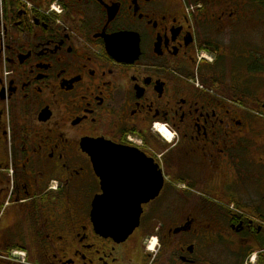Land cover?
Instances as JSON below:
<instances>
[{"label": "flooded vegetation", "instance_id": "flooded-vegetation-1", "mask_svg": "<svg viewBox=\"0 0 264 264\" xmlns=\"http://www.w3.org/2000/svg\"><path fill=\"white\" fill-rule=\"evenodd\" d=\"M259 4L0 0V252L29 264H264ZM93 142L131 149L162 180L151 194L132 176L143 202L124 215L140 212L123 241L93 220L105 195Z\"/></svg>", "mask_w": 264, "mask_h": 264}, {"label": "water", "instance_id": "water-1", "mask_svg": "<svg viewBox=\"0 0 264 264\" xmlns=\"http://www.w3.org/2000/svg\"><path fill=\"white\" fill-rule=\"evenodd\" d=\"M84 147L92 158L96 175L105 192L103 197L102 195L97 196L93 202L92 216L97 232L102 235V223H104L106 224L103 227L105 233L122 241L126 240L138 226L140 212L133 217L124 215L135 212L137 208L140 209L143 202L142 199L137 200L133 194L131 195L133 190L132 176L134 174L139 176V184H136L139 191L148 189L153 194L161 188L160 175L151 164H148L149 168L147 169L140 163H134L133 160L137 155L132 154L131 149L104 142L86 143ZM142 175L151 176V184L144 186ZM125 192H128L125 196L129 195L130 200L125 199L122 203L120 201L119 203H109L107 200L105 203V199L115 197V195L120 199ZM105 208L106 212L104 211Z\"/></svg>", "mask_w": 264, "mask_h": 264}, {"label": "rangeland", "instance_id": "rangeland-1", "mask_svg": "<svg viewBox=\"0 0 264 264\" xmlns=\"http://www.w3.org/2000/svg\"><path fill=\"white\" fill-rule=\"evenodd\" d=\"M259 4V18L262 19V21H264V0H258ZM263 53V50H262ZM254 113H256V111H252ZM260 120H262L264 122V110L263 109H259L258 110V116H257ZM162 132V130H161ZM262 172L264 173V168L261 169ZM260 198H264V191H262V193L259 195ZM25 254V255H24ZM3 253L0 252V259H7L6 257H2ZM10 257L12 261H8L10 264H29L28 262V258L26 253L18 251V250H14L12 252H10ZM0 264H3L0 261Z\"/></svg>", "mask_w": 264, "mask_h": 264}, {"label": "bare ground", "instance_id": "bare-ground-1", "mask_svg": "<svg viewBox=\"0 0 264 264\" xmlns=\"http://www.w3.org/2000/svg\"><path fill=\"white\" fill-rule=\"evenodd\" d=\"M164 132V131H163ZM162 133V132H161ZM164 134L166 135V133L164 132ZM167 139L168 140H171V136L170 135H167Z\"/></svg>", "mask_w": 264, "mask_h": 264}, {"label": "trees", "instance_id": "trees-1", "mask_svg": "<svg viewBox=\"0 0 264 264\" xmlns=\"http://www.w3.org/2000/svg\"><path fill=\"white\" fill-rule=\"evenodd\" d=\"M3 264H10V263H8V262H4V261H1Z\"/></svg>", "mask_w": 264, "mask_h": 264}, {"label": "clouds", "instance_id": "clouds-1", "mask_svg": "<svg viewBox=\"0 0 264 264\" xmlns=\"http://www.w3.org/2000/svg\"><path fill=\"white\" fill-rule=\"evenodd\" d=\"M253 259H254V257H253Z\"/></svg>", "mask_w": 264, "mask_h": 264}]
</instances>
